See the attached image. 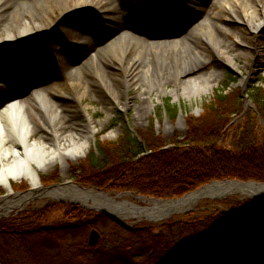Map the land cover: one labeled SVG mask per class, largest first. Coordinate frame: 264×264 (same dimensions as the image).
I'll list each match as a JSON object with an SVG mask.
<instances>
[{
  "label": "trees",
  "instance_id": "1",
  "mask_svg": "<svg viewBox=\"0 0 264 264\" xmlns=\"http://www.w3.org/2000/svg\"><path fill=\"white\" fill-rule=\"evenodd\" d=\"M253 93L256 108L264 115V88H254ZM234 100L230 91L216 93L205 115L190 124L186 139L176 136L168 149L154 130L146 136L142 132L134 136L128 130L117 143L98 147L100 159L95 152L88 159L89 170L99 174L89 180L104 191H129L157 199H178L213 181L264 183V134L257 133L252 114H247L231 137L226 133L234 110L242 109V102L237 105ZM229 137V147H225ZM146 147L151 153L141 156L139 150ZM213 203L224 209L129 227L105 213L76 205L68 206L71 212L62 221L47 223L51 210L67 206L50 204L0 219V264H52L64 254V243L69 244V253L76 252L74 259H82L80 264H230L237 258L264 264V205L239 197ZM92 228L103 235L98 246L75 242L77 230ZM46 237L62 245H46Z\"/></svg>",
  "mask_w": 264,
  "mask_h": 264
},
{
  "label": "rangeland",
  "instance_id": "2",
  "mask_svg": "<svg viewBox=\"0 0 264 264\" xmlns=\"http://www.w3.org/2000/svg\"><path fill=\"white\" fill-rule=\"evenodd\" d=\"M39 0H27L28 3L24 4V9L27 11H34L30 3H37ZM117 4H121V0H117ZM131 3L133 12H131L130 20L134 19L137 14L143 12L153 7L157 14H161L165 7L169 8L170 12L180 14L182 20L185 23L191 24L192 21H196L198 17V11L203 0H127ZM208 3H213L215 9L218 10L220 7L215 3L216 0H206ZM264 1V0H263ZM19 0H4V3L17 4ZM111 0H92L86 4H82L81 10H74L76 8V0H69L67 2L66 8H60L57 5L56 0H46V3L52 8L50 13V19L48 23L43 21V24L47 26V31L44 36L39 37L36 40L30 41L29 44H19V46L10 47L9 45H17L16 43L6 45L5 38L7 33L3 30L2 26H6L5 20L0 18V51L4 54V59L6 61V68L0 66V106L6 105L10 97V91L18 93L20 89L13 82L14 77L19 70L25 72H41L40 79L42 81H47L53 85L57 92H54L51 97H57L56 102L62 107L60 110L63 115L66 116L65 126L62 130L63 132L70 131L75 124L82 123L83 125H89L93 122L97 126V131L95 138L91 141L90 149L88 153L81 157L79 160H70L65 166L61 162H56L55 164H50L44 171H40V182L41 186L48 187L59 184H65L69 181L77 183H83L84 186H91V182L98 178L97 173H92L87 165L88 159L93 156L95 152V158H99L98 147L102 149V145H108L111 143H117L123 137H125L126 132L129 130L133 135H139L138 132H142L146 136V133L154 130L157 137L161 139L168 147L173 146L171 144L172 140L177 136L180 141L186 139L187 134L190 132V124L196 123V120L201 119L205 115L206 105L210 103L216 93H227L232 92L235 94V102L239 105L242 102V111L237 112L234 110L233 115L229 121L226 128V133L231 137V134L244 124L246 116L251 113L254 117V122L257 126V133L264 134V115L260 114L256 108V103L254 99V88L262 87L264 88V29L258 35L251 33L249 28V22L251 21L250 11L240 8V13L232 14L228 12H223L219 17H212L208 20L213 26L222 24L229 28L231 33L223 32L222 29H215L217 36L226 40L229 44L238 41V37L244 41V43L237 44L240 49L245 53L235 60L231 58L233 54L238 52H231L228 55H222L220 50H215L214 46L208 41L203 40V42L197 45L206 51L208 56V63L204 66H197L198 63L191 61L189 70H191L189 78H197L209 73H214L217 71V76L214 77L212 82V90L207 94H202L199 96H186L183 94L176 95L175 88L176 85L169 83L161 89L152 88L150 90L151 99L149 96H141L143 92L140 84L146 83L145 76L139 73V78L137 81H133L134 86L128 92L127 98H122L123 103L118 104L116 100H113L107 88L98 77H93L87 74L91 79L95 78L94 82L87 81L84 82L83 86H79L77 83L72 82V78L69 76L65 65L70 64L72 58H79V54L82 52L80 46L85 45L87 39H82L79 41L77 46L75 43L77 39L71 36V31L68 32L67 28L71 26L75 27L78 20L84 17H93L97 19L98 28L103 30L105 33L109 32L111 28V23L109 20L103 18L99 12L106 11V13H114V7H109ZM21 5V4H20ZM87 6V7H86ZM260 6V5H259ZM68 11H66V9ZM73 10V11H72ZM79 11V12H78ZM93 13H92V12ZM142 11V12H141ZM62 13L67 14L64 20ZM75 13V14H72ZM101 19V20H100ZM100 20V21H98ZM51 22V23H50ZM50 25L48 26V24ZM55 23V25H53ZM173 29L174 25L170 26ZM152 29H157L156 24L151 26ZM169 29V30H171ZM189 42H193L189 38ZM69 45L65 48V45ZM29 46V47H28ZM164 50H146L144 51L147 55L154 52H164ZM9 52L12 55H8ZM136 50H131L128 58H131L135 54ZM83 53V52H82ZM72 59V60H71ZM84 63V62H83ZM83 63L76 66L80 67ZM194 63V64H193ZM72 64V63H71ZM116 61L107 63L104 60L99 61L98 72L103 75H107V78L111 80L112 87H116V82L113 78L114 67ZM170 67L166 68V72L169 73ZM9 69V70H7ZM57 70L58 73L54 74ZM97 70V69H96ZM56 71V72H57ZM58 74V75H57ZM83 78V77H82ZM64 82V84L62 83ZM48 83V84H49ZM121 83V82H120ZM30 92V90H27ZM80 92L82 98L79 101H75L76 93ZM219 91V92H218ZM234 91V92H233ZM72 97H70V95ZM240 95V97H239ZM3 99V100H2ZM146 100L148 105L145 109L140 110V106L143 101ZM69 107L75 108L74 117L69 112ZM88 115L90 117H88ZM78 116V117H77ZM91 119V120H90ZM36 123L40 126L41 121L36 119ZM204 127V126H203ZM116 132V135L110 136L111 132ZM43 135V130H39L37 134L32 138V140H37ZM230 137L224 142L225 147H229ZM140 138V136H139ZM141 139V138H140ZM142 140V139H141ZM143 141V140H142ZM139 152L141 156L150 154L149 149H140ZM109 170V169H108ZM205 186V185H204ZM203 187V186H202ZM14 194H25L30 190V184L24 180L22 182H13ZM7 194L6 190L0 187V200ZM113 193L112 195H114ZM239 197L242 200H253L258 203L256 199L244 198L240 195H232L229 198ZM121 200H129L131 202H138L137 199L133 198V195L129 197H123ZM29 205L23 208L21 211L17 210L11 211L9 215L5 218L16 217L25 212L40 210L47 207L50 204H64L66 207L58 205L55 209L51 210L47 216V223H55L62 221V218L66 217L68 212H71L70 204L62 203L56 199L49 198L47 196L35 195L29 200ZM213 200L204 199L199 202L193 213L195 216L204 214L206 212L211 213L216 209H224L219 204L213 203ZM188 213H183L171 218L168 221H177L185 219V215ZM65 216V217H64ZM69 217V216H67ZM4 219V218H2ZM44 219V220H46ZM68 219V218H67ZM66 219V220H67ZM65 220V221H66ZM129 226H133L137 223V220L130 219L127 220ZM160 223L142 222L140 225H159ZM95 229V228H92ZM92 229L77 230V239L75 240L82 243L88 244L89 235ZM99 231V229H97ZM101 233V231H99ZM103 240V238H102ZM100 241V243L102 242ZM46 245L50 246V243L54 246H60L62 243L58 242L53 237L44 238ZM99 243V244H100ZM98 244V245H99ZM69 244L64 243V254L58 256L52 264H80L82 259L73 258L74 253H69L70 249L67 251ZM89 245V244H88ZM96 245V246H98ZM94 246V247H96ZM81 247L77 248V250ZM78 250V253L81 251ZM80 251V252H79ZM70 254V257H69ZM69 257V258H68ZM75 260V261H73ZM69 262V263H68ZM232 264H249L247 258H237Z\"/></svg>",
  "mask_w": 264,
  "mask_h": 264
},
{
  "label": "bare ground",
  "instance_id": "3",
  "mask_svg": "<svg viewBox=\"0 0 264 264\" xmlns=\"http://www.w3.org/2000/svg\"><path fill=\"white\" fill-rule=\"evenodd\" d=\"M68 1L56 0L60 8H66ZM90 1L92 0H76L74 7L76 9L74 10H81V5H87V2ZM26 3L28 2L18 4V8L26 13H14L15 11L10 13L3 9L6 10L10 7L15 10L17 6L0 0V18L5 21L8 19L7 25L2 26L7 33L4 39L6 45L28 44L30 41L44 36L47 31V26L43 24V21L48 23L52 8L46 3V0H39L37 3H30L34 9L31 12L24 9ZM117 3V0H111L109 4V7L115 6L114 13L99 12L103 18L110 21L109 32L105 33L99 29L97 19L95 20L93 17L80 18L78 20L80 23H77L75 27L67 28L68 32L71 31V36L74 39H87V41L84 43L85 45L80 46L83 53L79 54V58H72L73 60H71L75 62L65 65V68L72 78V82L79 86H83L87 78L88 81L96 83L94 79L98 77L112 99L116 100L118 104L123 103V97H128V92L134 85L133 81H137L139 73H142L146 78V83L140 84L143 90L142 97L149 96L151 99L150 90L152 88L156 87V89L162 90L169 83L176 85V95L200 97L202 94L209 93L212 90L211 84L214 77L217 76V71L197 78H189L191 70L188 68L191 61L198 63L196 68L208 63L206 51L198 46L197 42L201 43L206 40L214 46L215 50H220L225 56L231 52L241 51L233 54L232 60L245 53L237 45L244 41L238 37L237 43L229 44L226 40L220 39L215 29L221 28L226 33H231V31L222 24L213 26L208 22L210 18L219 17L223 12L240 13V8H243L250 11L251 21L248 26L251 33L258 35L264 29L263 0H216L215 3L220 7L218 10L214 8L213 3L210 4L203 0L197 20L192 21L191 24L178 18L181 17L180 14L170 12L168 7H165L166 10L160 15L151 7L130 20L131 12H133L131 3L127 0H121V4ZM62 14L61 20H64L65 16L70 13ZM154 24L157 29L151 28ZM171 25H174L173 29H171ZM189 38L193 42H189ZM162 40L169 41L162 42ZM68 47L69 45L66 44L65 48ZM147 49L166 50L147 55L144 52ZM131 50H136V52L131 58H128ZM101 60L108 64L111 61L118 63L115 64L116 67L113 70V78L119 81L116 82L115 88L112 87L111 80L107 78V75L102 76L98 72V64ZM81 63H83L82 66H76ZM168 67L171 69L169 73L166 72ZM56 71L54 74L58 73ZM87 74L95 78L91 79ZM48 83L39 80L29 88L27 87L29 84L25 83V86L31 91L28 92L24 89L23 94L12 98L0 111V187L7 192L0 200V208H6L7 211L14 207L19 209L27 207L30 203L29 200L39 194L41 191L40 171H44L50 164H55L58 161L66 166L70 160H79L88 153L91 141L95 138L97 126L93 122L87 126L78 123L70 131H62L66 116L60 111L62 107L56 102L57 97H51L54 92H57L55 87ZM70 97L72 96L70 95ZM81 98L82 94L78 91L74 100L79 101ZM146 105L148 103L144 100L140 110L143 111ZM68 110L74 117L76 109L69 107ZM88 117L90 116L88 115ZM36 119L41 121L40 126L36 123ZM39 130H43V135L37 140H32ZM114 135H116L115 131L110 133V136ZM24 180L30 184V190L24 195L14 194L13 182ZM194 201L195 196L192 194L187 196L182 204L188 208L193 205ZM163 204L175 206L178 203H158L146 200V205L149 206H164Z\"/></svg>",
  "mask_w": 264,
  "mask_h": 264
},
{
  "label": "water",
  "instance_id": "4",
  "mask_svg": "<svg viewBox=\"0 0 264 264\" xmlns=\"http://www.w3.org/2000/svg\"><path fill=\"white\" fill-rule=\"evenodd\" d=\"M40 189L39 196H47L62 203L78 205L84 209L95 212H103L110 219L123 226H126V221L128 219H138V222L147 221L154 223L167 221L175 215L194 211V207L197 206L201 200L210 199L219 201L235 194L244 198L256 199L264 205V183L256 181H214L179 199L173 200H158L140 195L136 198L134 197L138 202L141 201L145 204L146 200H151L158 203H178L175 206H166L165 204H163L164 206H143L134 201L121 200L123 197L133 195L131 192L115 193L112 195L113 193H106L94 187H84L71 181L65 184L48 187L40 185ZM192 194L195 196V201L191 207L187 208L182 204V201ZM14 210L18 212L22 209L14 207L10 211H7L6 208H0V212H2L0 213V219L7 217L9 213ZM101 240L102 234L98 230L92 229L88 244L90 246H96ZM223 264H225V262H223Z\"/></svg>",
  "mask_w": 264,
  "mask_h": 264
},
{
  "label": "flooded vegetation",
  "instance_id": "5",
  "mask_svg": "<svg viewBox=\"0 0 264 264\" xmlns=\"http://www.w3.org/2000/svg\"><path fill=\"white\" fill-rule=\"evenodd\" d=\"M171 147H173V146H171ZM166 149H168V147H166ZM77 184H79V185H83V183H80L79 181L77 182ZM93 184H94V182H91L90 185H91V186H94ZM84 185H85V184H84ZM84 185H83V186H84Z\"/></svg>",
  "mask_w": 264,
  "mask_h": 264
}]
</instances>
